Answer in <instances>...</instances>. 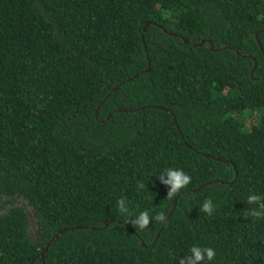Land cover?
<instances>
[{
	"label": "trees",
	"instance_id": "16d2710c",
	"mask_svg": "<svg viewBox=\"0 0 264 264\" xmlns=\"http://www.w3.org/2000/svg\"><path fill=\"white\" fill-rule=\"evenodd\" d=\"M253 193L264 0H0V264H264Z\"/></svg>",
	"mask_w": 264,
	"mask_h": 264
},
{
	"label": "clouds",
	"instance_id": "9594fccd",
	"mask_svg": "<svg viewBox=\"0 0 264 264\" xmlns=\"http://www.w3.org/2000/svg\"><path fill=\"white\" fill-rule=\"evenodd\" d=\"M191 179V176L185 173L182 169L176 168H169L164 174L160 175L161 182L169 186V190L167 192V197L169 199L175 197L182 189L187 188V186L191 183ZM137 187L142 189L145 185L140 183ZM247 203L250 205H256V207H253L248 211L246 214L247 216L250 214L252 217L257 219L264 218V196L255 193L250 194L247 197ZM117 206L119 213L131 215L127 199L125 197H121L117 200ZM214 209L215 205L210 198H206L200 208L202 212L207 213L209 216L213 214ZM152 219L163 223L166 221V215L164 212H158L154 217H150L149 212L145 210L140 212L138 216L130 221V223L133 227H138L143 230L148 227V225L152 222ZM215 256V249L211 247L202 248L200 246L193 245L190 248V254L179 259V264H202L205 258L211 261L215 259Z\"/></svg>",
	"mask_w": 264,
	"mask_h": 264
},
{
	"label": "rangeland",
	"instance_id": "374dc122",
	"mask_svg": "<svg viewBox=\"0 0 264 264\" xmlns=\"http://www.w3.org/2000/svg\"><path fill=\"white\" fill-rule=\"evenodd\" d=\"M17 201H18V202H22L23 200L20 199L19 197H17ZM23 202H24V201H23Z\"/></svg>",
	"mask_w": 264,
	"mask_h": 264
}]
</instances>
